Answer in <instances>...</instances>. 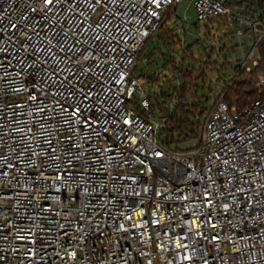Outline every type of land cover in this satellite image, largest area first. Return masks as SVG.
Masks as SVG:
<instances>
[{
    "label": "built area",
    "instance_id": "obj_1",
    "mask_svg": "<svg viewBox=\"0 0 264 264\" xmlns=\"http://www.w3.org/2000/svg\"><path fill=\"white\" fill-rule=\"evenodd\" d=\"M233 1L0 0V264H264V98L222 89L197 146L169 150L185 41L176 86L134 74L179 5L204 23Z\"/></svg>",
    "mask_w": 264,
    "mask_h": 264
},
{
    "label": "rangeland",
    "instance_id": "obj_2",
    "mask_svg": "<svg viewBox=\"0 0 264 264\" xmlns=\"http://www.w3.org/2000/svg\"><path fill=\"white\" fill-rule=\"evenodd\" d=\"M237 5L235 3V6ZM230 6L234 5L229 3ZM254 10H258V2L249 0L242 5V10L238 15L248 18ZM237 13L238 11L235 13L232 10L231 16L197 23L194 7L185 2L178 6L177 10L172 13L171 20L167 23V27L173 30L178 40H180L177 53L181 51V42L185 41L184 52L182 57L179 58L181 60V70H190L195 77H198L199 73H206V81L195 82V90L191 91L189 95V104L195 103L206 108L203 116H201L202 110L196 111L197 118L203 122V125L213 101L221 94L222 89L226 88V84L232 85L230 82L240 72L241 64L246 61L249 53L253 51V45L249 44L252 33L244 37L234 35L239 27V22L235 19ZM185 16H187L186 19ZM161 35L162 33H160ZM164 38H167V36L164 35ZM155 39H152L150 46L146 49L143 60L154 47L161 46L159 39ZM161 47L163 54L156 56L155 63L151 65L141 61L135 69L134 74L136 77L146 79V82L143 83L144 90H147V81H150V77L153 75L158 77L160 86L164 88H167L169 83L176 86L177 82L170 79L173 59L164 56V52H167V45ZM256 53H259L258 48ZM249 64L252 65V62L250 61ZM251 67L254 69L253 66ZM179 78L183 83L184 80L181 75ZM195 93L198 94V97H194ZM198 142L199 139H190L178 146L181 150H189L195 148Z\"/></svg>",
    "mask_w": 264,
    "mask_h": 264
},
{
    "label": "trees",
    "instance_id": "obj_3",
    "mask_svg": "<svg viewBox=\"0 0 264 264\" xmlns=\"http://www.w3.org/2000/svg\"><path fill=\"white\" fill-rule=\"evenodd\" d=\"M171 17L172 14L167 17L155 38L159 39L161 46L165 47V44L167 45V52H164V56L173 59V62L171 63L172 66H175L174 56L177 52V48H179L180 40H178L174 31L167 27V23L171 20ZM160 33H162L161 36ZM164 35H166L167 38H164ZM161 46L154 47V49L147 55L145 58L146 64L149 63L152 65L155 63L156 56L158 54H163ZM258 49L261 56V61L258 66H256L251 72H239L238 78H234L230 82V84H232L231 86L226 84V100L232 107L236 106L242 108L252 100L260 97L264 98V86L261 87L258 80L259 76L264 77V39L259 44ZM180 74L184 81L181 84L179 104L175 111L170 114L169 120L163 125L161 130L163 145L167 149L175 151L181 150L178 146L180 143L190 139L200 140L204 125L203 122L198 120L196 111L202 110L201 116H203L206 110L205 107H200L198 104H189V95L191 91L195 90L194 83L200 80L205 82L206 73H199V76L195 77L190 70H181ZM150 81L153 84H159L158 77L154 75L150 77ZM161 87L163 88V86ZM194 97H198V94L195 93Z\"/></svg>",
    "mask_w": 264,
    "mask_h": 264
},
{
    "label": "crops",
    "instance_id": "obj_4",
    "mask_svg": "<svg viewBox=\"0 0 264 264\" xmlns=\"http://www.w3.org/2000/svg\"><path fill=\"white\" fill-rule=\"evenodd\" d=\"M249 0H243V1H234V2H230L231 4H233L234 6H230V11H231V14H232V10L236 13V11H239L241 12L242 10V5L247 2ZM235 3L238 4L237 6H235ZM178 12V11H177ZM260 15V11L258 10H254L253 13L250 15L249 18H255V17H258ZM181 16V15H179Z\"/></svg>",
    "mask_w": 264,
    "mask_h": 264
},
{
    "label": "snow or ice",
    "instance_id": "obj_5",
    "mask_svg": "<svg viewBox=\"0 0 264 264\" xmlns=\"http://www.w3.org/2000/svg\"><path fill=\"white\" fill-rule=\"evenodd\" d=\"M44 2H45L47 5H51V4L53 3V0H44ZM97 2H100V0H97ZM30 99L35 100V99H38V97L35 95V93H33V95L30 97ZM42 110H43V109H41V111H42ZM65 110L67 111V109H65ZM79 112H80V109H79V108H76V109H74V110L72 111L71 115H72L73 117H75V116L78 115ZM85 123H88V122L86 121ZM126 123H127V121H126Z\"/></svg>",
    "mask_w": 264,
    "mask_h": 264
}]
</instances>
